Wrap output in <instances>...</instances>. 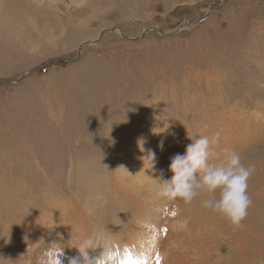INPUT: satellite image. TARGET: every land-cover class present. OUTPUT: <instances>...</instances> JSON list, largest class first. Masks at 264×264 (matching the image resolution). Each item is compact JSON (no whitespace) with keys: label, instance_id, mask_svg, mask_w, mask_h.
<instances>
[{"label":"rangeland","instance_id":"374dc122","mask_svg":"<svg viewBox=\"0 0 264 264\" xmlns=\"http://www.w3.org/2000/svg\"><path fill=\"white\" fill-rule=\"evenodd\" d=\"M216 1L0 0V78L30 71L0 83L4 223L31 217L50 191L75 190L71 174L85 182L88 170L116 168L117 149L137 136L175 147L223 131L228 145L219 138L215 150L256 168L248 190L262 191V213L246 222L258 234L244 254L264 263V0H224L200 21ZM153 26L167 34H143ZM85 41L75 60L51 62ZM216 219L222 240L227 221Z\"/></svg>","mask_w":264,"mask_h":264},{"label":"bare ground","instance_id":"6f19581e","mask_svg":"<svg viewBox=\"0 0 264 264\" xmlns=\"http://www.w3.org/2000/svg\"><path fill=\"white\" fill-rule=\"evenodd\" d=\"M222 134L225 135L223 131ZM219 138L224 146L228 145L226 135ZM147 139V134L140 135L132 140L131 146L118 148L116 168L102 164V170H93L95 174L88 170L86 175L83 173L85 182L71 174L70 185L75 190L50 191L51 197L43 203V209L37 206L31 210V217L24 212L10 226L0 219V264H32L40 255L55 260L61 248H64L62 264H67V258L77 255L73 245L96 229L104 230L111 241L110 252L107 257L102 256L101 264L109 259H114L115 264H250L251 257L244 254L247 248L244 244L258 233L250 230L252 226L246 222L262 213L256 197L263 195L262 191L251 195L248 190L252 205L242 226L233 227L227 222L222 235L225 238L219 240L217 214L201 206L202 197L185 204L158 195L155 179L172 176L171 157L183 154L191 141L180 136L179 145L173 147L167 137L159 135L152 147H144ZM108 144L106 150L110 151L113 145L110 140ZM147 150L156 154L155 171L146 169L149 162L143 158L148 155ZM215 151L219 156L224 154L221 147ZM98 191L104 192L106 203H95ZM8 226L11 232L5 237ZM86 251L92 258L99 257L103 249L98 246Z\"/></svg>","mask_w":264,"mask_h":264},{"label":"clouds","instance_id":"9594fccd","mask_svg":"<svg viewBox=\"0 0 264 264\" xmlns=\"http://www.w3.org/2000/svg\"><path fill=\"white\" fill-rule=\"evenodd\" d=\"M219 135L215 133L210 137L197 132L187 133L191 142L186 145L183 154L171 157L169 171L172 176L169 179H155L159 185L157 191L162 199L180 200L185 204L203 197L200 204L204 209L218 214L233 227H240L252 205L248 181L256 168L254 164H245L236 150L224 149V154L219 156L214 147L219 142ZM140 147L143 151L142 141ZM160 147H163L162 142ZM147 151L148 155L143 158L149 162L146 169L155 171L156 154L154 151ZM95 200L106 203L104 192L98 191ZM110 243L106 232L96 229L82 238L78 245H73L77 255L67 258V264H101L102 256L107 257L110 252ZM98 246L102 247V253L99 257L90 258L86 250ZM63 249H59L55 260L40 255L32 264H62ZM106 264H115V260L109 259Z\"/></svg>","mask_w":264,"mask_h":264},{"label":"water","instance_id":"95a60500","mask_svg":"<svg viewBox=\"0 0 264 264\" xmlns=\"http://www.w3.org/2000/svg\"><path fill=\"white\" fill-rule=\"evenodd\" d=\"M223 2H224V0H219V1H216V2H213V3L209 4V6L207 7V11H206V13L204 14V16H203V17H200V21H201V20H204L205 17H207V16L209 15V13L211 12V10H213L214 7H217V6H219V5H222ZM114 29H115V28L102 30V31L99 33L97 39H99V38H100L102 35H104L106 32H108V31H112V30H114ZM116 29H117V28H116ZM117 30H119V29H117ZM153 30H156V31H158V32H160V33H162V34H167L165 31H163V30L157 28L156 26H153L152 28H148V29H146L145 33H143V34L145 35L146 33L151 32V31H153ZM176 32H177V31H176ZM120 33H121V35H122L123 37L126 36L125 33H124L122 30H120ZM95 42H96V41H95ZM89 43H91V42H87V41H85V42L81 43L80 46H78V54L76 55V57H75L74 59H70V58H67V57H59V58H56V59L51 60V62L58 61L59 59H61V60H66V61H73V60H75L76 58H78V56H79V54H80V52H81V50H80V49H81V45H82V44H89ZM41 67H43V65H41ZM28 73H30V71H25V72L22 74V76H21L20 78H18V79H14V80H13V79H7V78H3V79L0 78V83H8V84L16 83V82L20 81V79H22V77L26 76Z\"/></svg>","mask_w":264,"mask_h":264}]
</instances>
